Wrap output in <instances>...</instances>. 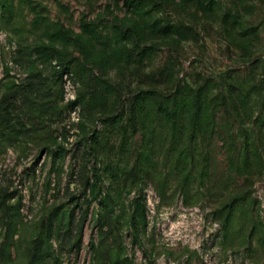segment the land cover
I'll list each match as a JSON object with an SVG mask.
<instances>
[{
    "label": "rangeland",
    "instance_id": "1",
    "mask_svg": "<svg viewBox=\"0 0 264 264\" xmlns=\"http://www.w3.org/2000/svg\"><path fill=\"white\" fill-rule=\"evenodd\" d=\"M212 1L214 13L197 20L175 3L165 6L164 19L179 26L181 19L190 21L185 24L192 34L179 43L156 41L166 45L156 60L170 59L174 89L205 91L218 133L211 163L227 174L237 169L228 166V155L240 158L243 175L222 188L197 184L185 196L179 182H166L164 149L154 155L158 166L138 178L116 174L121 143L111 137L87 141L90 131L100 129L96 115L94 125L83 118L92 100L84 111L76 103L88 90L66 70L58 75L77 58L73 43H87L82 20L94 19L101 29L104 17L123 16V1L0 0V190L14 213L10 222L0 213V264H30L36 240L52 256L44 264H264V0L205 4ZM53 43L70 45L61 57ZM91 55L101 60L97 51ZM10 100L12 133L2 115ZM142 147L136 148L143 153ZM258 157L255 169L246 162ZM109 195L115 201L105 213L99 203ZM235 195L249 199L227 223L218 213ZM138 196L146 199L139 210L133 202ZM104 215L112 219L110 227L101 226ZM77 240L79 248L72 245Z\"/></svg>",
    "mask_w": 264,
    "mask_h": 264
},
{
    "label": "trees",
    "instance_id": "2",
    "mask_svg": "<svg viewBox=\"0 0 264 264\" xmlns=\"http://www.w3.org/2000/svg\"><path fill=\"white\" fill-rule=\"evenodd\" d=\"M122 1L126 9L123 16L111 14L104 17L101 29L95 26L97 21L94 19L82 20L83 32L88 35L87 43H73L71 55L77 58L58 71L60 78L65 70L66 73H71L78 79L76 82L88 90L85 99L77 98L76 101L83 107V111L88 100H92L90 115L85 117L83 114V118L86 124L94 125L96 115L100 129L90 131L92 134H89L90 137L88 140L85 138V141L93 140L98 144L107 137L118 138L121 147L117 153L121 160L116 165L115 172L128 180L138 178L150 165L157 167L160 159L154 157L155 153L166 150L165 158L169 171L166 182H179L185 190V196H188L190 189L197 184L222 188L225 182L236 177L242 178L241 167L244 161L240 158L235 159L228 155V166H236L237 169L227 174L218 173L219 166L211 163L216 153L215 145L218 143L214 142V135L218 133L212 126L215 119L206 104L205 91L187 85L176 86L174 89L175 72L170 59L156 60L166 47L158 43H167L169 40L179 43V40L192 34L188 26L190 21L181 19L179 26L164 19L165 6L175 3L186 15L189 14L197 20L199 14L206 18L207 12L214 13L213 1L208 4H205V0H156L158 4L155 0ZM149 42L151 44L140 46V43ZM69 45L70 43H53V53L62 57V50H66ZM93 51L98 52L101 60L91 55ZM137 56L138 61L135 59ZM80 61H84L89 69L82 70ZM96 70L103 71V75L98 74ZM106 70L114 75L106 77ZM139 72L142 75H137ZM132 78L136 79L135 83ZM162 88L174 90V94H163ZM221 106H226V102L223 101ZM4 111L5 114L2 115L6 118L7 132L9 130L12 133L15 106L11 100ZM128 130L130 134H127ZM218 132L220 134V131ZM149 135L150 139H147ZM140 142L143 143V153L136 148ZM261 161V157L246 159V162H253L251 164L254 169L261 165ZM250 174L244 175L245 180L250 181L247 179ZM260 175L261 178L264 176L262 172ZM5 194L0 190V213L4 222H10L9 219L14 213ZM248 199L249 197L236 195L230 197L228 205L218 214H225L226 222L229 223L236 219L240 208ZM114 201L115 197L109 195L99 204L106 213L107 210H112ZM133 202L139 210L146 199L138 196ZM108 220L104 215L101 226L103 227L104 223L110 227L112 219ZM16 223L17 221L11 222L9 225L11 232L14 231L12 236L16 231ZM139 224L134 222L132 227L138 228ZM225 229L228 227L225 226ZM72 245L79 248L80 241L77 240ZM50 256L47 247L39 245L38 240L33 242L30 264H44Z\"/></svg>",
    "mask_w": 264,
    "mask_h": 264
}]
</instances>
